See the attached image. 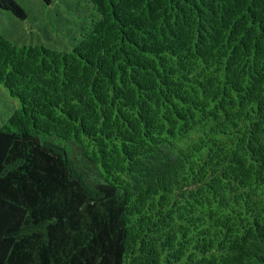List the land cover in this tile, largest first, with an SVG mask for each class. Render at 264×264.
I'll use <instances>...</instances> for the list:
<instances>
[{
    "label": "trees",
    "instance_id": "16d2710c",
    "mask_svg": "<svg viewBox=\"0 0 264 264\" xmlns=\"http://www.w3.org/2000/svg\"><path fill=\"white\" fill-rule=\"evenodd\" d=\"M90 1L70 50L0 33V264H264V0Z\"/></svg>",
    "mask_w": 264,
    "mask_h": 264
},
{
    "label": "rangeland",
    "instance_id": "374dc122",
    "mask_svg": "<svg viewBox=\"0 0 264 264\" xmlns=\"http://www.w3.org/2000/svg\"><path fill=\"white\" fill-rule=\"evenodd\" d=\"M27 12L26 18L0 7V33L18 45H45L53 49L73 48L83 33L90 30L102 14L90 0H17ZM21 106L0 84V126Z\"/></svg>",
    "mask_w": 264,
    "mask_h": 264
}]
</instances>
